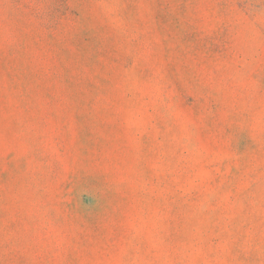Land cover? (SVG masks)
<instances>
[{
    "label": "rangeland",
    "instance_id": "rangeland-1",
    "mask_svg": "<svg viewBox=\"0 0 264 264\" xmlns=\"http://www.w3.org/2000/svg\"><path fill=\"white\" fill-rule=\"evenodd\" d=\"M0 264H264V0H0Z\"/></svg>",
    "mask_w": 264,
    "mask_h": 264
}]
</instances>
